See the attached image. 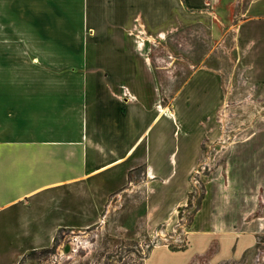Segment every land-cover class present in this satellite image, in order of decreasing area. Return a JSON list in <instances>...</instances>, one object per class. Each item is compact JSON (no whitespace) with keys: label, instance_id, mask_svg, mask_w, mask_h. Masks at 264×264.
Instances as JSON below:
<instances>
[{"label":"crops","instance_id":"0c3cea01","mask_svg":"<svg viewBox=\"0 0 264 264\" xmlns=\"http://www.w3.org/2000/svg\"><path fill=\"white\" fill-rule=\"evenodd\" d=\"M74 1L71 7L84 0ZM91 1L100 6L93 20L107 26L82 45L55 51L69 55L68 66L60 62L46 77L45 0H0V264L49 248L61 230L100 226L108 200L141 178L149 180L151 218L162 198L185 202L203 137L198 122L219 100L218 81L197 70L158 112L152 66L126 40L128 23L200 18L216 38L235 26L244 69L264 88V0ZM157 116L159 127H194L196 146L185 161L161 130L152 143ZM158 165L166 172H153L152 189ZM223 166L224 181L214 172L188 232L213 242L210 258L229 261L264 234V114L231 143Z\"/></svg>","mask_w":264,"mask_h":264},{"label":"rangeland","instance_id":"374dc122","mask_svg":"<svg viewBox=\"0 0 264 264\" xmlns=\"http://www.w3.org/2000/svg\"><path fill=\"white\" fill-rule=\"evenodd\" d=\"M45 3L43 40L48 77L53 75L58 63L62 62L61 67L69 63L68 54L55 51L82 45L81 42L94 36V30L104 29L108 23H95L93 8L100 6L90 0L80 2L78 7L73 4L71 7L70 0L65 5L60 0H45ZM178 18L176 15L173 20L158 23L130 22L122 31L129 37L126 40L133 41L132 47L140 52L143 61L152 66L155 83L152 91L158 112L162 108L167 111L175 95L197 70L211 72L217 78L219 100L199 119L203 137L198 145L197 163L188 175L185 202L176 206L171 205L175 199L162 198L159 210L151 218L146 201L149 180L141 178L135 188L128 183L121 197L115 195L108 200L100 226L61 230L52 246L30 251L18 264H264V259H259L260 254L264 255V234L259 236L257 247L249 248L234 260L218 261L210 258L212 241L204 244L188 232L207 187L212 189L214 172L224 181L221 172L231 143L244 137L247 129L264 114V88L258 89L249 71L244 69L235 26L216 38L211 34L209 21ZM108 30L117 31L113 27ZM159 118L152 124V143L158 142L157 133L161 130L164 140L176 146L179 162L185 161L189 146L191 151L196 146L194 127L180 122L159 127L156 123ZM151 132H147L148 137ZM155 169L152 189L157 183L153 172H166L165 165ZM175 176L177 180L178 175Z\"/></svg>","mask_w":264,"mask_h":264},{"label":"bare ground","instance_id":"6f19581e","mask_svg":"<svg viewBox=\"0 0 264 264\" xmlns=\"http://www.w3.org/2000/svg\"><path fill=\"white\" fill-rule=\"evenodd\" d=\"M165 112L164 108L161 109V113ZM158 119V116L156 117V120Z\"/></svg>","mask_w":264,"mask_h":264},{"label":"built area","instance_id":"2783aa9c","mask_svg":"<svg viewBox=\"0 0 264 264\" xmlns=\"http://www.w3.org/2000/svg\"><path fill=\"white\" fill-rule=\"evenodd\" d=\"M260 258H261V259H264V255H261V254H260V255H259V259H260ZM258 264H259V263H258Z\"/></svg>","mask_w":264,"mask_h":264}]
</instances>
